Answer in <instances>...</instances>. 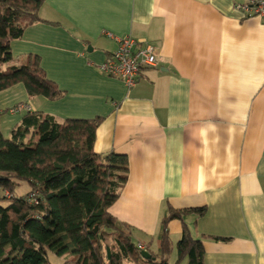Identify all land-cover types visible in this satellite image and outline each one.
<instances>
[{
  "label": "crops",
  "instance_id": "crops-1",
  "mask_svg": "<svg viewBox=\"0 0 264 264\" xmlns=\"http://www.w3.org/2000/svg\"><path fill=\"white\" fill-rule=\"evenodd\" d=\"M246 0H46L40 17L11 45L13 61L39 56L66 93L31 99L23 84L0 93L3 135L28 104L57 120L101 118L95 150L129 156V181L112 214L156 249L169 208H207L193 235L204 264H264V18L235 9ZM132 36L157 49L156 68L133 88L103 75ZM91 48V51H90ZM174 243L182 223L169 224ZM215 239H224L215 240Z\"/></svg>",
  "mask_w": 264,
  "mask_h": 264
},
{
  "label": "trees",
  "instance_id": "trees-1",
  "mask_svg": "<svg viewBox=\"0 0 264 264\" xmlns=\"http://www.w3.org/2000/svg\"><path fill=\"white\" fill-rule=\"evenodd\" d=\"M45 2L0 0V93L23 84L31 99L56 102L66 95L47 77L39 56L8 65L12 43L28 28L60 26L40 17ZM27 112L9 138L0 126V264H204V242L187 218L195 216L196 224L205 206L169 208L158 247L141 248L133 229L111 212L129 181V156L96 152L101 118L60 121ZM5 113L0 109V119ZM22 182L30 191L17 197ZM174 220L183 228L177 243L169 232Z\"/></svg>",
  "mask_w": 264,
  "mask_h": 264
},
{
  "label": "built area",
  "instance_id": "built-area-1",
  "mask_svg": "<svg viewBox=\"0 0 264 264\" xmlns=\"http://www.w3.org/2000/svg\"><path fill=\"white\" fill-rule=\"evenodd\" d=\"M235 9L247 18H264V0H246L236 4ZM109 37L114 36L109 34ZM114 39L117 49L99 66V70L103 75L121 80L128 88H133L143 70L158 67L160 58L157 49L147 41L136 40L132 36H116ZM30 109V105L21 104L11 109V113H21ZM140 247L142 248L143 245L141 244Z\"/></svg>",
  "mask_w": 264,
  "mask_h": 264
},
{
  "label": "rangeland",
  "instance_id": "rangeland-1",
  "mask_svg": "<svg viewBox=\"0 0 264 264\" xmlns=\"http://www.w3.org/2000/svg\"><path fill=\"white\" fill-rule=\"evenodd\" d=\"M13 109V108H12ZM30 191V187L27 183L25 182H22L21 183V186H19L16 190H15V193L14 195L17 196V197H20V196H24L26 195L28 192ZM1 195V193H0ZM176 254H173L171 255L170 257H168V259L171 261V262H174L176 260ZM186 264V263H185Z\"/></svg>",
  "mask_w": 264,
  "mask_h": 264
},
{
  "label": "water",
  "instance_id": "water-1",
  "mask_svg": "<svg viewBox=\"0 0 264 264\" xmlns=\"http://www.w3.org/2000/svg\"><path fill=\"white\" fill-rule=\"evenodd\" d=\"M90 51H91V48H90ZM108 255L110 256V251L108 250Z\"/></svg>",
  "mask_w": 264,
  "mask_h": 264
}]
</instances>
